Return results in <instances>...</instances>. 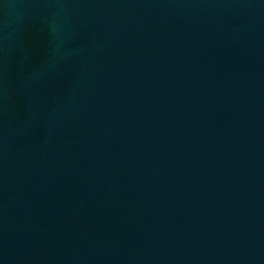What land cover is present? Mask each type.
Segmentation results:
<instances>
[{
    "label": "water",
    "instance_id": "1",
    "mask_svg": "<svg viewBox=\"0 0 264 264\" xmlns=\"http://www.w3.org/2000/svg\"><path fill=\"white\" fill-rule=\"evenodd\" d=\"M0 264H264V0H0Z\"/></svg>",
    "mask_w": 264,
    "mask_h": 264
}]
</instances>
